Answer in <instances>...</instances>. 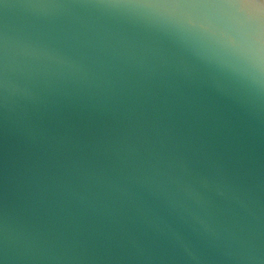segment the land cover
Listing matches in <instances>:
<instances>
[{
	"label": "clouds",
	"instance_id": "obj_1",
	"mask_svg": "<svg viewBox=\"0 0 264 264\" xmlns=\"http://www.w3.org/2000/svg\"><path fill=\"white\" fill-rule=\"evenodd\" d=\"M0 264H264V0H0Z\"/></svg>",
	"mask_w": 264,
	"mask_h": 264
}]
</instances>
